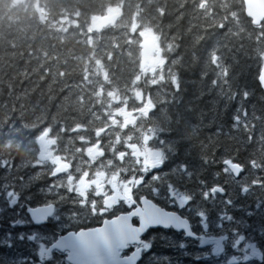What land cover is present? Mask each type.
<instances>
[{"label": "trees", "instance_id": "obj_1", "mask_svg": "<svg viewBox=\"0 0 264 264\" xmlns=\"http://www.w3.org/2000/svg\"><path fill=\"white\" fill-rule=\"evenodd\" d=\"M113 9L117 23L93 31L92 19ZM145 30L162 56L154 72L142 68ZM262 69L264 21L254 25L243 0H0V264H27L42 249L41 232L50 239L129 210L120 200L101 216L100 197L92 207L91 197L84 204L67 183H55L50 147L39 141L46 131L73 172L106 165L110 175L135 179V202L147 196L218 225L213 233L232 244L221 255L202 254L199 264H227L240 236L263 257L239 264H264ZM146 102L152 110L125 124L123 109L138 114ZM149 135L154 141L144 144ZM92 140H103L104 164L87 167ZM130 144L158 150L161 159L144 171L136 160L132 172L119 158ZM227 160L242 165L239 178ZM215 186L224 193L213 194ZM172 193L186 197L187 212L172 205ZM45 203L55 214L35 225L27 208ZM151 239L164 246L152 264H193L167 249L171 232ZM148 263L144 255L138 264Z\"/></svg>", "mask_w": 264, "mask_h": 264}, {"label": "water", "instance_id": "obj_2", "mask_svg": "<svg viewBox=\"0 0 264 264\" xmlns=\"http://www.w3.org/2000/svg\"><path fill=\"white\" fill-rule=\"evenodd\" d=\"M245 13L252 20L254 25H260L264 21V0H243ZM120 17V12L113 10L107 14L92 19L91 27L93 31L99 32L104 28L115 25ZM142 48V68L146 69L148 65L153 64L152 58L158 42L154 37H143L140 41ZM260 84L264 90V69L260 72L259 76ZM146 112L152 110L151 106L145 107ZM101 131H98L100 134ZM49 132L46 131L40 137V143L44 150L48 149ZM89 154L92 157H96L101 154V150L98 145H94ZM228 169L232 172L235 178H239L243 167L237 162L227 160L225 162ZM69 166L61 164L56 167L52 173V177H56L65 172ZM212 192L224 193V189L219 186H215ZM56 211L54 203H45L36 206H29L27 213L30 219L36 225L46 223ZM138 216L141 219L140 232L135 231L127 234L123 240L114 236H109V242L104 244L102 241L98 243L95 251H89L85 249L79 241L76 239V234L81 231H90L97 226H103L105 220L109 221H123L127 220L130 216ZM94 227L80 228L78 230H70L66 233L59 234L56 241L49 246L48 253L53 250L60 252H67V261L71 264H138L143 257L144 245L146 243L144 235L152 228H173L176 231H184L187 236L196 237V234L192 231L190 221L187 217L182 216L177 211L168 210L161 206L153 199L142 196L139 203L131 208L129 211L118 213L113 217H106L102 220L101 224ZM130 245H135V249L128 255L123 256V252L128 249Z\"/></svg>", "mask_w": 264, "mask_h": 264}, {"label": "rangeland", "instance_id": "obj_3", "mask_svg": "<svg viewBox=\"0 0 264 264\" xmlns=\"http://www.w3.org/2000/svg\"><path fill=\"white\" fill-rule=\"evenodd\" d=\"M143 37H154L157 41L156 36L151 31H148V30L143 31L141 39ZM152 58L154 60L153 64L148 65L146 69L154 72L155 69L162 62V56L159 50V46H157ZM139 97L141 96L139 95ZM146 106H151V104L149 102H146L143 109H140V112L138 114H136L134 108L132 109V108L127 107L126 109H123L122 114L125 120L124 123L127 124L131 122L132 119L134 121L135 119L139 118L141 115H146L147 113L145 110ZM100 134H97V135H100ZM97 137H100V136H97ZM102 141L103 140H92L89 142V145L86 148V152L84 153L86 160H87V162H85V166L87 167H89V165L91 166L92 164H90V162H94V161H96V163H94L93 165L97 164L98 162H100L101 164H104V161H101V158L104 156V152H105L101 146ZM152 141L154 140L152 139V136L149 135L145 137L146 143L144 144H148ZM54 143H56V141L48 140V144H49L48 146L50 147V149H48L46 152L47 158L45 157V152L43 156L46 158V162L52 166L51 173L56 167H58L61 164H65L69 166V168L65 172L60 174L61 175L60 177L65 180L61 181L59 179L57 182H60V181L67 182V184L72 188V190L76 191V193L81 196L82 203L86 204L87 199L91 197L92 198L91 206L94 207L97 204V201L99 199L98 197H100L101 206L98 209V212L99 213L103 212L105 214L109 212V210L112 208L113 205H116L117 202L119 203L120 200H124L125 202L131 205V200L129 199L127 195L129 193L128 188H129V185H131V183L130 181L121 179L119 171H114L113 174L110 175L107 169L108 167L106 165L101 166L100 164L99 166L101 167L97 170H94V171L86 170L80 173H75L71 170V167H70L71 162H69L65 156H63L62 154H58L56 152L55 147H53ZM94 145H98L101 150V154H99L96 157H92L89 154L90 149ZM161 155H162L161 152L158 150L148 149L143 146L138 147L136 144H130V152L122 153L119 158L123 161L130 160L132 172H134V165L136 164V160L139 161L140 159L143 161L142 171H144L147 169H151L155 165V163L161 159ZM102 167L104 169H102ZM136 186L137 184L133 185V187H136ZM215 193H218V192H215ZM170 201L174 207L180 210L186 211L188 207V200L186 199V197L180 196L176 193H172L170 195ZM110 217H113V216H110ZM198 221H201V223H205L209 229H212V231L219 227L218 225L217 227H212L211 223L204 217H201V220L199 219ZM217 233H213V235L215 236V239L213 240V243L211 246L213 253H210L207 256H211L212 254L221 255L225 251V249L229 246V244H232V241L228 237L221 235V234H217ZM233 246L236 248V251L238 252V254L230 255V257L227 259V264H239V262H244V261L250 263L256 260L258 261L262 260L263 254H262V251L257 247V244L255 242L248 240L244 236L238 237L233 242ZM45 253H46V249L44 250L43 255H45ZM215 255H212L211 257Z\"/></svg>", "mask_w": 264, "mask_h": 264}, {"label": "flooded vegetation", "instance_id": "obj_4", "mask_svg": "<svg viewBox=\"0 0 264 264\" xmlns=\"http://www.w3.org/2000/svg\"><path fill=\"white\" fill-rule=\"evenodd\" d=\"M94 163H96V161L90 162V164H94ZM54 167H56V166H54ZM130 168H131V166H130ZM60 176L61 175L57 176L56 178L53 177L55 183H58L57 181L59 179L61 181L65 180V179L61 178ZM129 181H130L131 185H129V188H128V190H129L128 196H129V199L131 200V205H134V207H135V205L137 203L135 202V200H133V194L132 193H133V189L135 188V187H133V185L136 184V181L133 178L129 179ZM61 183L65 184L67 182H61ZM67 187L70 191H74V190H72V188L69 185ZM91 191H93V190H91ZM168 210L177 211V210H173V209H168ZM182 216H184V215H182ZM184 217H186V216H184ZM187 218L190 221L192 231L196 234V237L187 236L184 231H176L172 227L168 228V229L160 228V227L152 228L146 233V234H148V237L144 238L146 243L144 245L143 256L146 255L150 259V263H148V264H152V262L154 261L153 256H154V253H156V250L159 248V246L161 248L164 247L160 244L154 243L151 238L155 234H157L158 232H163V231L171 232L172 235L174 237H176L175 240L166 243L167 249L172 250L174 256L185 255L188 258L192 257L191 260L188 259L187 261L192 262L193 264H199L200 256L202 254L209 255L210 253H213L211 246H212L213 240L215 239V236L213 235L212 229H209L205 223H201V221L195 220V218H189V217H187ZM18 221L19 220H17V222ZM91 227H94V226H91ZM80 228H87V227H80ZM80 228L69 229L65 232L60 231L54 237H52L50 239H48V237L43 236L45 233L41 232L42 233L41 234V241H42L41 247H42V249L38 252V255L31 256L30 257L31 259L28 260L27 264L31 263V262L33 264H71L66 259L67 258V252H60L58 250H53L51 253H48V248L50 245H52L56 241L59 234L66 233L70 230H78ZM38 237H39V235L33 234V235H31L30 238L33 240V239H38ZM135 247H136L135 245H130L128 247V249L123 252L122 255L123 256L128 255L130 252H132L135 249ZM45 249H46V253H45V255H43ZM182 250L185 253H183ZM212 255H215V254H212ZM173 260H172L171 264H182V263L186 264L185 262H182V261L173 262Z\"/></svg>", "mask_w": 264, "mask_h": 264}, {"label": "snow or ice", "instance_id": "obj_5", "mask_svg": "<svg viewBox=\"0 0 264 264\" xmlns=\"http://www.w3.org/2000/svg\"><path fill=\"white\" fill-rule=\"evenodd\" d=\"M125 207L131 209L134 205L126 204ZM100 215L104 216L105 213L101 212ZM141 223L140 217L135 215L130 216L127 220L123 221L105 220L103 226H97V228L90 231L78 232L76 234V239L85 249L95 251L96 246L101 241L104 244L109 242L110 235L123 240L125 237L129 236L127 234L133 231L136 233L140 232L143 228L141 227Z\"/></svg>", "mask_w": 264, "mask_h": 264}, {"label": "bare ground", "instance_id": "obj_6", "mask_svg": "<svg viewBox=\"0 0 264 264\" xmlns=\"http://www.w3.org/2000/svg\"><path fill=\"white\" fill-rule=\"evenodd\" d=\"M167 209V208H166Z\"/></svg>", "mask_w": 264, "mask_h": 264}]
</instances>
